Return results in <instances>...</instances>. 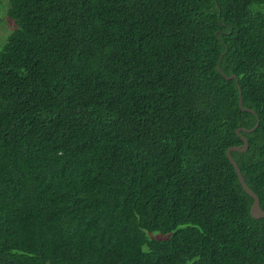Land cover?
Masks as SVG:
<instances>
[{"label":"trees","instance_id":"trees-1","mask_svg":"<svg viewBox=\"0 0 264 264\" xmlns=\"http://www.w3.org/2000/svg\"><path fill=\"white\" fill-rule=\"evenodd\" d=\"M3 20L0 264H264L224 154L257 122L230 156L264 208V0H8Z\"/></svg>","mask_w":264,"mask_h":264},{"label":"water","instance_id":"water-1","mask_svg":"<svg viewBox=\"0 0 264 264\" xmlns=\"http://www.w3.org/2000/svg\"><path fill=\"white\" fill-rule=\"evenodd\" d=\"M216 69L220 72V74L222 75V77L226 80L228 79H232L234 78V75L233 74H230L228 76H226L220 69H219V61L216 63ZM238 94H239V91H238ZM238 105L240 106V95H239V98H238ZM243 110H248L250 111L251 113H253V111L251 109H247V108H243L241 107ZM257 125V122L254 124V126L250 129H246V128H243V127H238V128H235L234 132L235 134L239 137V139L241 140V144L240 145H232V146H228L225 150H224V154L226 156V158L228 159L229 163L231 164L234 172H235V175H236V178L242 188V190H244L251 198H252V201L249 205V214L252 216V217H258V216H264V208H262L260 205H259V201H258V198L255 194V192L251 189H249L246 184L244 183L241 175H240V172H239V169L236 165V163L233 161V159L231 158L230 156V151H237V152H243L245 151L246 149V146H247V142H246V139L245 137H243L239 132L240 131H243V132H248L250 130H252L254 127H256Z\"/></svg>","mask_w":264,"mask_h":264},{"label":"rangeland","instance_id":"rangeland-1","mask_svg":"<svg viewBox=\"0 0 264 264\" xmlns=\"http://www.w3.org/2000/svg\"><path fill=\"white\" fill-rule=\"evenodd\" d=\"M6 8L8 9V0H0V48L2 47L1 45L3 44L2 41L10 33V32L6 33V32L8 31V29L10 30L11 27L13 26L12 23H7L9 21L3 20L5 17ZM153 235L160 236L163 234L160 232H156V233H153Z\"/></svg>","mask_w":264,"mask_h":264},{"label":"clouds","instance_id":"clouds-1","mask_svg":"<svg viewBox=\"0 0 264 264\" xmlns=\"http://www.w3.org/2000/svg\"><path fill=\"white\" fill-rule=\"evenodd\" d=\"M238 128V127H237Z\"/></svg>","mask_w":264,"mask_h":264}]
</instances>
